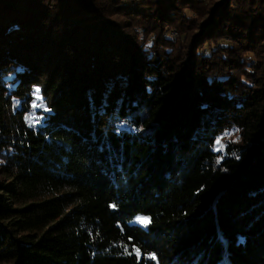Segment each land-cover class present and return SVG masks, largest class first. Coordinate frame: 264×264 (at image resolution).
Returning <instances> with one entry per match:
<instances>
[{"label": "trees", "instance_id": "trees-1", "mask_svg": "<svg viewBox=\"0 0 264 264\" xmlns=\"http://www.w3.org/2000/svg\"><path fill=\"white\" fill-rule=\"evenodd\" d=\"M0 264H264V0H0Z\"/></svg>", "mask_w": 264, "mask_h": 264}, {"label": "snow or ice", "instance_id": "snow-or-ice-1", "mask_svg": "<svg viewBox=\"0 0 264 264\" xmlns=\"http://www.w3.org/2000/svg\"><path fill=\"white\" fill-rule=\"evenodd\" d=\"M36 91L39 92V89H37ZM216 143H217V144H220V140H217ZM149 222H150L149 219L146 218V217L140 219V223H141V224L147 225ZM135 251H136V255L139 257V256H140V251H139V249H135ZM151 259H152V260H156L157 257H156L155 255H153V256L151 257Z\"/></svg>", "mask_w": 264, "mask_h": 264}, {"label": "rangeland", "instance_id": "rangeland-1", "mask_svg": "<svg viewBox=\"0 0 264 264\" xmlns=\"http://www.w3.org/2000/svg\"><path fill=\"white\" fill-rule=\"evenodd\" d=\"M36 119V118H35ZM147 218V217H146ZM140 219H141V216H137L134 220H133V224L134 223H137V224H139V225H141V226H143V227H146L147 225H144V224H141L140 223Z\"/></svg>", "mask_w": 264, "mask_h": 264}]
</instances>
